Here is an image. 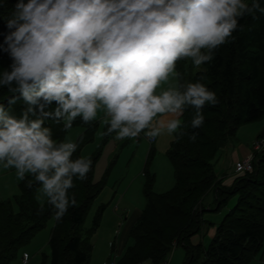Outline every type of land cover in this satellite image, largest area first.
<instances>
[{
  "label": "clouds",
  "instance_id": "obj_1",
  "mask_svg": "<svg viewBox=\"0 0 264 264\" xmlns=\"http://www.w3.org/2000/svg\"><path fill=\"white\" fill-rule=\"evenodd\" d=\"M254 11L264 13L258 0H17L0 44L11 60L0 88L12 93L7 108L0 103V167L15 169L21 181L34 177L41 207L46 201L61 220L76 204L74 179H87L92 160L72 159L79 143L57 142L45 121L67 132L77 118L91 124L103 112L102 135L115 133L117 141L141 133L150 141L181 138L186 108L195 110L190 126L198 129L204 106L219 101L199 81L182 83L177 63H210ZM17 101L19 117L10 111Z\"/></svg>",
  "mask_w": 264,
  "mask_h": 264
},
{
  "label": "trees",
  "instance_id": "obj_2",
  "mask_svg": "<svg viewBox=\"0 0 264 264\" xmlns=\"http://www.w3.org/2000/svg\"><path fill=\"white\" fill-rule=\"evenodd\" d=\"M258 2L264 8V0ZM16 3L17 0H0V44L9 31L5 19ZM246 3L251 6L253 0ZM239 24L243 30L234 32V40L220 46L210 63L200 69H193L189 60L177 63L182 83H203L216 93L219 102L215 106H204V123L198 129L190 126L195 112L193 108H186L180 117L186 125L182 129L184 135L176 139L173 134L166 151L174 180L169 189L154 192L151 189L152 176L142 172L144 205L128 229L130 243L118 259H114L115 264H142L147 260L159 264L176 245L183 248L182 264H246L263 246L264 150L252 152L250 172H235L228 183H224V177L214 171L211 162L240 125L264 116V13L254 11L240 19ZM10 63L8 54L0 50V73L8 69ZM201 76L204 79L201 80ZM11 95L7 89L0 88V103L6 108L7 97ZM23 108V101H17L10 111L19 117ZM75 124L83 126L76 139L80 147L89 140L94 122L85 124L77 118ZM45 125L52 129L57 142L61 140L65 133L62 123L47 120ZM193 132L197 134L195 142L189 139ZM258 137L261 136L255 138ZM79 150L72 159L81 157ZM96 155L88 156L92 166L87 179H74L75 187L69 190V195L75 197V206H70L61 220L53 219L47 238L48 254L43 255L47 264L88 262L89 237L104 209L103 204L98 205L90 227L81 228L91 201L103 186L102 179L92 178ZM38 185L29 174L25 180L17 181L18 192L11 200H0V264H7L16 249L54 215V209L46 201L43 207L36 201ZM209 190L213 192L214 210L223 206L230 194L236 195L234 204L216 224L201 218L204 210L201 198ZM204 224L214 229L205 247L200 241H190ZM109 246L113 252L112 243Z\"/></svg>",
  "mask_w": 264,
  "mask_h": 264
},
{
  "label": "rangeland",
  "instance_id": "obj_3",
  "mask_svg": "<svg viewBox=\"0 0 264 264\" xmlns=\"http://www.w3.org/2000/svg\"><path fill=\"white\" fill-rule=\"evenodd\" d=\"M189 61L191 67L196 69L192 65L191 60ZM164 87L167 86L165 85ZM103 119L104 113H98L89 140L79 147V154L81 156L88 157L97 153L92 178L93 180L102 179L103 185L91 201L81 223L83 230L89 228L92 216L96 210L95 208L100 204L104 205L99 223L89 237L90 249L87 264H103L102 262L111 260L113 255L114 259L117 260L125 246L130 243V238L127 235L125 236L126 224L132 216L131 211L136 207L142 208L144 205V198L141 194L142 172L145 171L152 176L151 189L154 192H162L169 189L174 181L172 167L166 155L173 135L163 134L157 137L151 144H148L143 133L137 139L117 141L114 139L115 133L108 136L102 135L107 127L102 123ZM263 123L264 116L260 120L240 125L235 135L229 139V143H236L238 141L236 138L237 134L241 136L240 140L248 142L250 140L252 143ZM82 129L83 126L81 124L73 125L58 142L65 140L66 137L76 142ZM249 150L247 154L251 151L256 152L251 144ZM220 153L211 160L216 173H220L219 168H223L222 172H224V170L228 171L229 167L226 162L223 164L221 159H216ZM17 181L15 169L5 170L0 167V200H11L17 194ZM40 187L41 185L39 184L35 190L37 202ZM235 200L236 195L230 194L226 203L217 210H214L213 192L207 191L200 202L201 207L204 209L201 212V218L213 224L218 223L223 214L234 204ZM131 208L133 209L131 210ZM52 224L53 216H50L44 222V225L30 236L27 242L16 249L14 256L7 264H21L20 258L22 253L28 254V264H47L45 258L43 260V255L48 254L47 238ZM210 229L212 231L208 235L206 230ZM118 230V236L115 237ZM213 230L211 225H202L200 231L191 237V243L200 241L201 245L205 247ZM109 243H112L113 252L110 250ZM183 259V248L181 245H176L168 252L165 264H182ZM246 264H264V242L260 250L255 252Z\"/></svg>",
  "mask_w": 264,
  "mask_h": 264
},
{
  "label": "crops",
  "instance_id": "obj_4",
  "mask_svg": "<svg viewBox=\"0 0 264 264\" xmlns=\"http://www.w3.org/2000/svg\"><path fill=\"white\" fill-rule=\"evenodd\" d=\"M245 126V125H244ZM250 126V125H249ZM252 126V125H251ZM254 127V126H253ZM250 128V127H249ZM256 128V127H255ZM255 130V129H254ZM257 136L261 135V137L264 136V123L260 126V129L258 131V134H256ZM255 135V136H256ZM238 141L236 143H226L220 150V155L219 157H217L216 159H221V162L223 164H225L224 162H226L229 167H228V171L224 170V172H222L223 168H219V172L220 174L224 177L223 182L224 183H228L231 179V177L235 174L234 170H233V164L236 160H240L241 158H243L244 156L247 155V153L250 151V140L248 141H243L240 140L241 136L237 134ZM154 142V140L152 141ZM133 208H131L132 210ZM141 208H134L131 211V217L129 219V222L126 224V228H125V236L127 235L128 229L131 226V224L133 223L135 217L137 216V214L139 213ZM126 222V221H125ZM124 222V223H125ZM123 223V224H124ZM120 226H122V224H120ZM211 229L210 230H206V232L208 233V235L211 234ZM119 230L116 231V236H118ZM125 238V237H124ZM123 238V239H124ZM123 241V240H122ZM119 243V242H118ZM194 243V242H193ZM103 263V262H102Z\"/></svg>",
  "mask_w": 264,
  "mask_h": 264
},
{
  "label": "built area",
  "instance_id": "obj_5",
  "mask_svg": "<svg viewBox=\"0 0 264 264\" xmlns=\"http://www.w3.org/2000/svg\"><path fill=\"white\" fill-rule=\"evenodd\" d=\"M146 139V138H145ZM148 143H151L153 140H148ZM251 146L253 147V149L255 151H259V150H264V138L263 137H258V138H254V140L251 143ZM234 170L235 172H244V171H250L251 170V152L249 154H247L246 156H244L242 159L237 160L234 162ZM25 253H22L21 258H20V263L21 264H28V257L27 259H25L24 256ZM167 257V255H166ZM165 257V259H166ZM165 259L159 263V264H165ZM103 264H115L114 263V255L112 257L111 260H109L108 262H104ZM139 264V263H136Z\"/></svg>",
  "mask_w": 264,
  "mask_h": 264
}]
</instances>
